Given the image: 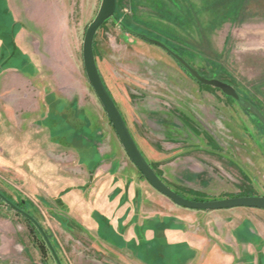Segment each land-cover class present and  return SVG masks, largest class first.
<instances>
[{"label": "rangeland", "instance_id": "rangeland-1", "mask_svg": "<svg viewBox=\"0 0 264 264\" xmlns=\"http://www.w3.org/2000/svg\"><path fill=\"white\" fill-rule=\"evenodd\" d=\"M100 2L0 0V72L18 70L31 94L2 114L0 193L35 217L62 264H264V211L178 207L131 164L82 62ZM116 12L264 115V0H116ZM93 45L105 88L168 189L192 201L264 197V129L252 116L113 20ZM43 246L0 203V264H54Z\"/></svg>", "mask_w": 264, "mask_h": 264}, {"label": "water", "instance_id": "water-1", "mask_svg": "<svg viewBox=\"0 0 264 264\" xmlns=\"http://www.w3.org/2000/svg\"><path fill=\"white\" fill-rule=\"evenodd\" d=\"M116 0H101L98 12L93 21L87 26L84 32L82 43V62L85 75L89 86H91L97 100L99 101L103 112L107 116L115 134L116 138L130 160L131 164L140 172L146 182L162 196L168 198L176 206L197 211H218L229 210L235 208L256 209L264 211V197L263 196H247V197H234L215 201H192L181 197L176 194L156 176L155 172L145 160L138 147L136 146L128 128L125 124L119 110L110 97L107 89L105 88L101 76L97 70L95 57L93 53V40L96 31L107 21L113 20L122 31L127 34L138 38L146 43H150L160 48L167 54L179 67L182 69L194 82L207 87H212L221 92L225 97L230 98L242 110L247 112L252 118L256 119L259 124L264 128V115L254 106L250 101L240 95L231 85L222 81H217L214 78H207L198 72L191 64H189L181 55L176 54L171 48L161 41L149 38L141 33H138L116 19ZM0 201L10 210L16 212L25 218L38 232L44 245L46 246L51 259L54 264H62L57 252L55 251L49 237L40 226L38 221L31 216L24 209L19 208L16 204L8 200L2 193H0Z\"/></svg>", "mask_w": 264, "mask_h": 264}, {"label": "crops", "instance_id": "crops-1", "mask_svg": "<svg viewBox=\"0 0 264 264\" xmlns=\"http://www.w3.org/2000/svg\"><path fill=\"white\" fill-rule=\"evenodd\" d=\"M14 43H16V39L14 40ZM2 42L0 41V47ZM13 58L19 59L17 56L21 57L20 52H18L17 46L16 48H12ZM18 61V60H17ZM16 73V74H15ZM5 74H10V76L6 77V80H4ZM17 81L14 83V81ZM26 80L18 70L15 69H8L3 70L0 72V123L2 121V114L6 112L5 105L10 106L16 105V106H24L27 107L30 104L31 94L28 88L21 86V81ZM27 81V80H26ZM10 90V91H9ZM11 92L10 94H5V92ZM10 103V104H9ZM153 189V188H152ZM157 195L162 196L158 192H156ZM166 198V197H164ZM167 199V198H166ZM261 211V210H260Z\"/></svg>", "mask_w": 264, "mask_h": 264}, {"label": "trees", "instance_id": "trees-1", "mask_svg": "<svg viewBox=\"0 0 264 264\" xmlns=\"http://www.w3.org/2000/svg\"><path fill=\"white\" fill-rule=\"evenodd\" d=\"M115 14H116V19L117 20H119L118 19V15H117V12H116V10H115ZM123 22V21H122ZM106 23V22H105ZM124 24V23H123ZM124 25H126V24H124ZM127 26V25H126ZM128 27V26H127ZM129 28V27H128ZM131 29V28H130ZM165 44V43H164ZM167 45V44H166ZM168 46V45H167ZM169 48H171L170 46H168ZM174 52H176V50L175 49H173V48H171ZM176 54H179V55H181L184 59H185V57L183 56V54H181V53H179L178 51L176 52ZM186 60V59H185ZM187 61V60H186ZM188 62V61H187ZM189 63V62H188ZM190 64V63H189ZM197 70V69H196ZM198 71V70H197ZM198 72H200V71H198ZM201 73V72H200ZM202 74V73H201ZM203 75V74H202ZM204 76V75H203ZM206 77V76H205ZM207 78H209V77H207ZM212 78V77H211ZM214 78V77H213ZM214 79H216V78H214ZM217 81H222V80H217ZM222 82H224V81H222ZM224 83H226V82H224ZM228 84V83H227ZM240 94V93H239ZM241 95V94H240ZM247 113V112H246ZM258 124H259V122L256 120V119H254ZM111 125V124H110ZM260 125V124H259ZM261 126V125H260ZM262 127V126H261ZM263 128V127H262ZM264 129V128H263ZM244 197H247V196H244ZM9 200V199H8ZM194 201V200H193ZM0 203H2L1 201H0ZM13 203V202H12ZM3 204V203H2ZM15 204V203H14ZM17 205V204H16ZM19 208H21V209H24L23 207H21V206H19V205H17ZM25 211V210H24ZM19 215V214H18ZM32 216V215H31ZM35 218V217H34ZM25 219V218H24ZM25 221H26V219H25ZM27 223H28V225H29V227L33 230V231H35V232H37L36 231V229L28 222V221H26ZM37 234H38V232H37ZM40 236V235H39ZM41 238V237H40ZM42 240V239H41ZM42 243H43V241H42ZM43 245H44V243H43ZM43 247H45V249L47 250V248H46V246L44 245ZM48 251V250H47Z\"/></svg>", "mask_w": 264, "mask_h": 264}]
</instances>
